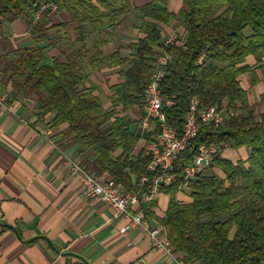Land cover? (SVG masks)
Instances as JSON below:
<instances>
[{"label": "trees", "instance_id": "16d2710c", "mask_svg": "<svg viewBox=\"0 0 264 264\" xmlns=\"http://www.w3.org/2000/svg\"><path fill=\"white\" fill-rule=\"evenodd\" d=\"M33 1L0 0V21H31ZM48 1L71 10L74 19L81 24L89 22L91 32H96L102 20L114 22L126 12L131 0H120L117 8L108 0ZM180 1L186 7L180 14L184 35L179 44L170 48L175 59L165 67L159 86L163 99L173 102L163 108L167 123L180 135L192 96H198L205 105L222 107L225 102V108L236 115L225 118L221 126H202L189 148L179 154L171 172L173 180L159 187L170 197L159 222L168 230L173 253H180L187 264H264V112L259 120L255 119L238 81L239 76L250 73V69L239 67L247 56L258 61L264 56V0ZM219 5H226V9L213 17ZM135 11L141 16L137 30L143 37L127 47L132 59L129 68L120 73L123 82L109 88L108 110L102 109L93 89L86 87L87 75L80 56L66 61L53 59L49 66L42 64L43 49L37 47L45 34L42 25L32 28L34 46L7 61L9 77L18 80L13 85L39 96L41 108L52 114L51 126L67 125L61 134L75 140L81 151L90 149L94 160L81 167L96 177L109 175L126 191L135 190L140 177L146 174L150 158L144 150L133 157L134 147L143 137L147 141V135L131 132V120L122 113L142 105L154 48H162L159 25L174 18L165 7L154 4ZM78 33V40L84 42L87 35L81 27ZM203 53L205 59L197 65ZM92 57L90 65L96 69L103 60L99 53L98 59ZM4 60L1 56L0 65ZM109 60L116 66L127 62L118 52ZM260 101L264 104V95ZM202 144L220 149L247 147L250 155L245 162L236 164L215 157L211 165L220 168L224 178L198 174L189 183L191 202L177 203L174 195L182 182L183 169L192 163ZM117 149H121V155L114 157Z\"/></svg>", "mask_w": 264, "mask_h": 264}, {"label": "crops", "instance_id": "0c3cea01", "mask_svg": "<svg viewBox=\"0 0 264 264\" xmlns=\"http://www.w3.org/2000/svg\"><path fill=\"white\" fill-rule=\"evenodd\" d=\"M108 2L113 8L120 4V0ZM148 4L165 7L174 14L169 23L159 25L161 47L173 34L179 44L184 35L180 14L186 9L180 0H131L126 12L114 22L102 20L96 32H91L89 22L81 24L74 19L71 10L59 7L37 23L45 30L43 41L37 46L43 49L42 64L49 66L53 59L66 61L71 56H80L87 75L86 87L93 89L102 109L108 110L109 88L123 82L120 73L129 68L132 59L127 47L143 37L137 30L141 16L135 9ZM225 9L226 5L217 6L213 17ZM37 24L32 25L26 18L0 21V57L5 59L0 65V85L6 95V105L0 106V264H187L180 253L170 257L155 249L145 230L134 227L122 232L128 219L116 215L110 206L98 199L82 197L79 177L69 173L64 156L83 166L94 160L90 149L81 151L75 140L61 134L67 125L52 127V114L47 108H41L39 96L17 89L13 82L18 80L9 77L7 61L13 60L23 49L34 46L35 36L31 31ZM51 26L53 28L48 29ZM80 27L87 35L84 42L78 40ZM158 50L161 49L154 48V53ZM117 52L127 61L125 65L110 64L111 55ZM98 53L103 62L93 69L89 60H93L92 56L98 59ZM239 67L250 69V73L242 74L238 81L246 92L248 107L259 120L264 112V104L260 101L264 95V56L259 61L247 56ZM221 106L227 107V104L223 102ZM122 115L131 120V132L141 137L147 135V141L143 137L134 147L133 157L141 150L145 153L154 134L141 131V107ZM48 130L51 131L48 138L55 146L45 136ZM121 152L117 149L113 156L119 157ZM249 155L247 147L223 148L217 158L236 164L245 162ZM202 174L224 178L220 168L213 165ZM97 178L114 180L107 174ZM174 200L190 203L189 191L178 190ZM169 201L167 194L158 191L150 203H141L132 213L144 212L146 226L156 227L161 225L159 221ZM233 232L234 228L231 234Z\"/></svg>", "mask_w": 264, "mask_h": 264}, {"label": "built area", "instance_id": "2783aa9c", "mask_svg": "<svg viewBox=\"0 0 264 264\" xmlns=\"http://www.w3.org/2000/svg\"><path fill=\"white\" fill-rule=\"evenodd\" d=\"M58 8L54 2L34 0L31 11L32 25L39 23L44 13H53ZM176 42L175 34L168 36L161 50L154 53L151 73L142 91L141 131L152 133L154 136L145 147V155L150 158V163L147 166L146 174L142 175L135 185V190L126 191L114 180L101 181L77 162L64 156L69 173L79 177L83 198L98 199L110 206L116 215H123L129 220L122 232L134 227L145 230L151 238L153 247L170 257L173 255V251L168 240L167 228L162 225L146 226L144 212L132 213V209L141 203H150L158 193L159 187L163 184L167 185L173 180L174 176L171 172L175 160L179 154L189 148L202 126H221L225 118L235 116L233 110L220 107L218 104L205 105L198 96H192L188 101L187 113L180 135L167 123L163 108L172 106L173 102L163 99L159 86L165 76V67L175 59V53L170 51V48ZM204 59L205 53L199 56L196 64L200 65ZM4 105H6V95L0 85V106ZM50 135L51 131L48 130L45 136L48 138ZM49 141L55 146L52 140L49 139ZM220 150L213 144L200 145L192 163L183 169V179L178 190L189 191V183L211 165Z\"/></svg>", "mask_w": 264, "mask_h": 264}, {"label": "rangeland", "instance_id": "374dc122", "mask_svg": "<svg viewBox=\"0 0 264 264\" xmlns=\"http://www.w3.org/2000/svg\"><path fill=\"white\" fill-rule=\"evenodd\" d=\"M39 23H40V22H39ZM39 23H38V24H39ZM38 24H37V25H38Z\"/></svg>", "mask_w": 264, "mask_h": 264}]
</instances>
